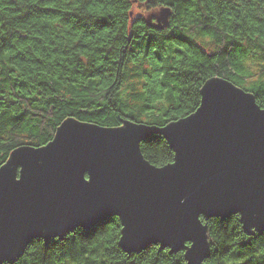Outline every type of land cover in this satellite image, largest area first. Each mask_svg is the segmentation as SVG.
Listing matches in <instances>:
<instances>
[{"label": "trees", "instance_id": "1", "mask_svg": "<svg viewBox=\"0 0 264 264\" xmlns=\"http://www.w3.org/2000/svg\"><path fill=\"white\" fill-rule=\"evenodd\" d=\"M134 3L170 7L168 25L131 19ZM129 64L137 88L126 100ZM213 77L264 108V0H0V166L19 147L47 145L70 119L120 127L185 118ZM139 150L155 166L174 158L160 134ZM200 218L210 246L204 264H264V230L246 233L238 213ZM120 230L114 216L63 239H35L3 264H185L183 249H122Z\"/></svg>", "mask_w": 264, "mask_h": 264}, {"label": "water", "instance_id": "2", "mask_svg": "<svg viewBox=\"0 0 264 264\" xmlns=\"http://www.w3.org/2000/svg\"><path fill=\"white\" fill-rule=\"evenodd\" d=\"M170 15L160 6L146 22L163 29ZM200 96L194 113L164 126L70 119L47 145L15 149L0 166V264L19 258L35 239H63L114 216L122 249H183L185 264L209 256L201 216L238 213L246 233L264 230V108L222 78L206 80ZM152 134L170 145L171 163L143 158L139 144ZM178 235L196 239V252L177 248Z\"/></svg>", "mask_w": 264, "mask_h": 264}, {"label": "rangeland", "instance_id": "3", "mask_svg": "<svg viewBox=\"0 0 264 264\" xmlns=\"http://www.w3.org/2000/svg\"><path fill=\"white\" fill-rule=\"evenodd\" d=\"M155 8H148V7H145L142 3L139 4V3H134V5L132 6V18L131 19H134L138 16H142V17H147L150 13H152ZM202 41L205 45H206V49L208 51H212L213 48L212 46L209 44L206 43V40H200ZM251 69L253 72H257L260 68L258 67V64L255 63L254 65L251 64ZM137 67V66H136ZM133 68H135V65H131L129 64L128 65V73H127V76H126V81H125V84L123 86V89H122V93H124V96L126 97V100H130L131 97H130V93L135 91L136 88H137V80L135 79V75H133L134 71H133Z\"/></svg>", "mask_w": 264, "mask_h": 264}, {"label": "snow or ice", "instance_id": "4", "mask_svg": "<svg viewBox=\"0 0 264 264\" xmlns=\"http://www.w3.org/2000/svg\"><path fill=\"white\" fill-rule=\"evenodd\" d=\"M259 115H264V111H261ZM186 241H190V243H185ZM172 242L177 248H187L189 250V254H193L196 252V239L192 238L189 235H178L177 237L172 239Z\"/></svg>", "mask_w": 264, "mask_h": 264}]
</instances>
